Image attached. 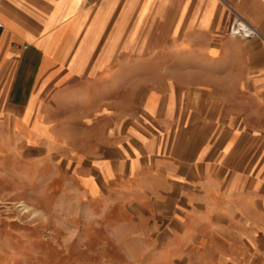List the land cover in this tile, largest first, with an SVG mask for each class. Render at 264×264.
I'll return each mask as SVG.
<instances>
[{"label": "crops", "instance_id": "obj_1", "mask_svg": "<svg viewBox=\"0 0 264 264\" xmlns=\"http://www.w3.org/2000/svg\"><path fill=\"white\" fill-rule=\"evenodd\" d=\"M0 23V172L160 192L182 264H264V0H0Z\"/></svg>", "mask_w": 264, "mask_h": 264}, {"label": "rangeland", "instance_id": "obj_2", "mask_svg": "<svg viewBox=\"0 0 264 264\" xmlns=\"http://www.w3.org/2000/svg\"><path fill=\"white\" fill-rule=\"evenodd\" d=\"M230 82L233 88L240 83ZM49 168L46 160L36 162L33 176L11 159L0 172V264L183 263L181 243L151 223L160 192L115 185L91 192L80 176H51Z\"/></svg>", "mask_w": 264, "mask_h": 264}, {"label": "built area", "instance_id": "obj_3", "mask_svg": "<svg viewBox=\"0 0 264 264\" xmlns=\"http://www.w3.org/2000/svg\"><path fill=\"white\" fill-rule=\"evenodd\" d=\"M1 28H2V26L0 23V30H1ZM232 35L235 37L236 36L240 37L242 39H247V38L258 37V32L256 29L250 28V26H247V28H243L234 22L232 25Z\"/></svg>", "mask_w": 264, "mask_h": 264}, {"label": "bare ground", "instance_id": "obj_4", "mask_svg": "<svg viewBox=\"0 0 264 264\" xmlns=\"http://www.w3.org/2000/svg\"><path fill=\"white\" fill-rule=\"evenodd\" d=\"M235 23H237L240 27H243V28H247L246 25L242 24V22H240L238 19L234 20ZM233 22V23H234ZM233 25V24H232ZM236 25V24H235ZM230 33L232 34V26H231V29H230ZM22 207L25 208V205L21 204Z\"/></svg>", "mask_w": 264, "mask_h": 264}]
</instances>
